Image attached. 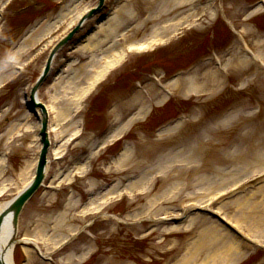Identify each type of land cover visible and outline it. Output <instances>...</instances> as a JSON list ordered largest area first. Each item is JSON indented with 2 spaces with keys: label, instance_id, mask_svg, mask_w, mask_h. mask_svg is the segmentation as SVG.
<instances>
[{
  "label": "rangeland",
  "instance_id": "374dc122",
  "mask_svg": "<svg viewBox=\"0 0 264 264\" xmlns=\"http://www.w3.org/2000/svg\"><path fill=\"white\" fill-rule=\"evenodd\" d=\"M97 1L85 0L83 5L95 4ZM109 1L106 0V3L109 4ZM164 1L168 3L165 4ZM171 2L172 0H119L116 3V6L119 4L121 7L118 18L115 19L112 29L107 30L106 33L100 32L99 38L102 42H99V46L87 52L71 51L70 48L65 47L56 57L53 66V76L60 71L58 76L49 79L40 91L41 100L52 107L51 99L55 93L53 85L58 80H61L58 83V93L61 95L62 92L60 93L59 90L62 91L61 88L66 85L69 77H73L84 66H87L85 70L88 72L91 62L102 57L104 51L109 52L108 49L114 44L119 45L116 48L128 52L126 58L106 75L102 87H98L95 93L85 99L83 109L76 118L85 124L84 135L65 143L72 132L57 138L58 131L51 129L52 146L49 152L51 167L45 179V185L49 188L44 187L45 189L37 193L21 216L17 233L19 238L25 234L37 236L42 230L47 236L54 235L58 231L55 226L57 222L65 223V230L61 227L60 231L65 233L71 227L75 226L76 229L84 226L94 218L93 225L84 230L78 241L68 250L66 248L56 254L57 258L64 252L61 255L63 264H77L67 261L68 254L80 253L85 249L90 251L91 248L93 252L91 258L80 264H160L161 262L162 264H195L196 262V264H264V221L262 220L264 217V68L262 65L232 67L227 73L217 71L220 74L216 79L217 84L205 85L206 87L201 89L204 90L201 92L212 91L209 97H192L187 91L191 86V80L186 79L181 83L182 89L176 90L172 98L161 104L162 106H155L156 102L153 100L154 109L149 113L148 118L136 123L125 138L130 146L135 147L136 156L122 167L118 166L115 160L123 147V141L102 150L97 149V146L94 150L91 149L97 136L103 135L102 133L106 131L107 121L112 122L114 119L113 121L116 122L117 118L125 116L136 105L140 106L144 93H147V96L151 95L152 98L162 97L159 84L165 80L163 77L165 74L200 62L204 63L203 66L200 65L205 67L201 68L204 71L202 76L215 71L216 65L210 61L206 62L207 56L230 45L236 36L241 40L237 45L244 47L245 39L252 49L264 53V14L258 10L254 15L245 16L248 7L258 0H218L215 7L223 8V15L228 20V24L224 23L221 17L219 20L213 18L210 11H203L206 0L201 2L195 0L192 6L191 4L173 6ZM78 5L74 0H12L4 16L0 17V73L5 75L4 78H9L17 74L15 67L23 65L20 76L0 92V137L3 136V139H0V155L4 151H11L8 165L0 169L2 175L0 184L8 180L6 191L0 194V201L11 200L24 187L26 181L30 180L34 164L28 167L27 163L32 164L38 158L40 142L35 136L37 134L35 129L31 132L25 131V125L17 128V125L28 124L30 120L23 103L22 91H29L43 70L52 46L59 39L54 41L52 46H46L45 43L53 36L71 30H65L66 24L70 22V15L66 17L63 25L55 28L52 37H45L43 42H38L43 36L42 31L38 32V30L42 24L53 22L57 17L68 14L70 10L67 11V8L72 12ZM107 9L108 5L88 20L77 38L96 25L102 16L107 14V18L110 19L116 13V8L110 12ZM132 9L135 12L131 16L129 11ZM74 10L75 15L77 10ZM189 12L191 15L182 19V24L190 25L195 21V17L200 15H203V20L195 21L192 29H185L184 37L181 38L178 34L168 39L171 47L166 51L153 53L152 49H149L139 54L138 51L128 50L131 42L140 39L144 33L163 27L166 19L171 23L172 19L177 21ZM158 15L165 19L155 25L152 17ZM141 21L144 23L142 24ZM137 24L141 26L138 33L135 32L129 40L123 41L125 37H121L123 30H128ZM232 24L238 25V33L234 34L230 29ZM252 39L254 41L259 39L260 42L253 45ZM22 46L25 51L20 59L17 61L11 59L13 57L11 54ZM159 46L161 45L156 44L154 48ZM231 47L233 46H230V50ZM240 49L241 47H238L233 51L236 61L240 59ZM69 54L77 57V62L70 70L65 67L71 64ZM10 60L11 63H8ZM96 63L101 66L105 61H96ZM89 72L92 73L93 70ZM195 73L200 74L197 70ZM81 76L85 78L84 73ZM238 79L244 83V86L234 85L233 90L231 84ZM115 82L116 86L113 90L110 87ZM128 83H134L139 91L135 99H130L131 94L127 96L130 100L125 99L124 94L128 92L122 86ZM70 91L73 92V89ZM194 92L196 90L191 89V93ZM107 96L111 97L113 102L114 100L117 102L118 108L107 113L105 123L101 107ZM174 114H184L185 122L178 130H172L161 136L152 130L155 124L161 122L162 125ZM31 121L35 122L36 118L32 117ZM52 124H55V111L52 112ZM13 125L16 126L15 129ZM18 131H21L22 137L18 136ZM8 142L12 145L11 148L6 146ZM64 143L63 157L56 159L54 149ZM25 144L29 148L27 151L23 147ZM190 146L195 147L199 157L197 161L192 158V164L187 165V155L190 153L187 147ZM172 155H177L173 161L179 158L185 160L180 164H172V168L165 173H156L162 172L158 162L166 159L171 161ZM88 156H91L88 169L84 167L78 170L72 177L73 180L61 178L62 183H60V178L56 176L57 172H61L60 176L67 174ZM83 170H87L86 174H78ZM144 172H149V177H152L144 184V192H140L138 188L133 194L129 192L123 199L117 194V201L109 203L106 200L101 209L95 212V206L101 203L100 201L116 183H120V188L128 187L131 181L140 178ZM205 174L211 177L207 178L204 185L201 179ZM243 174L237 184L232 183L235 178ZM91 182L95 185L91 186ZM173 186L177 189L171 193ZM222 186L225 187L223 188L225 193L218 191ZM158 194H161L158 198L165 194L163 200L147 214L136 219L132 218L136 211L139 214L147 211L150 206L149 200ZM71 198L75 202L67 211L65 210L68 208L67 202ZM92 198L94 204L85 212L84 207ZM192 206L210 207L219 212L218 214L235 228L231 231L230 228L220 226L217 220L213 221L238 242V250L244 256L241 260L213 262L206 255L202 256L205 252L213 253L212 249L216 247L208 246L209 248L200 253L197 261H188L186 253L195 249L199 239L213 235L214 230L204 234L202 231L205 226H214L211 223L212 218L195 213L175 224L180 228L170 231L167 228L174 226L172 222H160L157 219L178 218ZM100 211H109L111 216H100ZM65 212L66 218L58 221L57 217ZM166 212L171 213L165 214ZM194 215L196 218L192 226L185 227ZM47 220L49 222L45 223ZM205 241L210 242L208 239ZM40 242L44 243L40 244L44 253H47L46 249L52 251V241L47 243L41 238ZM190 246L191 249L188 250ZM22 248L23 245L20 244L15 248L16 264H22ZM29 255H31V259H28L29 264H49L38 254L29 253Z\"/></svg>",
  "mask_w": 264,
  "mask_h": 264
},
{
  "label": "bare ground",
  "instance_id": "6f19581e",
  "mask_svg": "<svg viewBox=\"0 0 264 264\" xmlns=\"http://www.w3.org/2000/svg\"><path fill=\"white\" fill-rule=\"evenodd\" d=\"M193 0H172L171 5L173 6H177V5H186V4H193L192 2ZM74 2L78 3V6H75L73 8V11L71 12V9L67 8L65 10L70 12L68 14H66L65 16L61 17H57V20L53 21V22H47L45 24L41 25V28L38 30V32L43 33V36L40 37V39L38 40L41 41L43 38L51 35L53 33V31L55 30V28H58L60 25H63V23L65 22V19L67 16L70 17V22L67 23V27L65 30H70L73 29L74 26L77 25V23L80 21V19L82 18V16L84 14H86V12L89 11V9H91L92 7H94L97 3L95 4H85L83 5V2H85V0H74ZM165 4H167L168 2L164 1ZM81 5V6H80ZM120 5L118 4L116 6V10H115V14L108 19L106 22L100 24V27L98 29L97 32H95L91 37H89L82 45H80L78 47L79 50L81 51H91V50H95L98 46H99V42H102V39L99 38V34L100 32H105L109 29H112L114 27V23L116 22L115 19L118 18V14L120 11ZM74 9L77 10V14H73V12L75 11ZM199 9L197 8L196 11H198ZM135 12L134 9L129 11V15H134L133 13ZM257 10L251 11L248 13V15H253L254 13H256ZM191 13L189 12L187 15H185L184 17H181L180 19H178L177 21H175L174 19H172L173 21H171V23H169V20H165L166 24L162 27H157L156 30L150 32V33H144V35L138 39L135 42H131L128 46V50H138V51H143L146 49H149L151 47L154 46L155 43L158 42H162L164 41V39L169 36V35H173L174 33L177 32L178 28H183L185 26V24L187 26H190L187 23H181L182 19L184 18H188V16H190ZM197 17V16H196ZM153 18V22L155 23V25H157L158 23H162L164 21V17L162 16H154ZM142 24L144 23V21H141ZM192 25V23H191ZM65 27V26H64ZM141 26H139L138 24L132 28H129L128 30L124 29L123 33L121 34V37H124L123 41L129 40V37H131V35L133 36L134 33H138V30L140 29ZM116 29V27H115ZM126 30V31H125ZM68 32L64 33L62 32L61 35H57V36H53V38L51 40H48V42L45 43L46 46H50L51 44H54V41H56L57 39H61L64 35H66ZM127 33H129V35H126ZM61 36V38H60ZM107 37V36H106ZM105 38V37H104ZM58 40V41H59ZM51 45V46H52ZM118 44H114L111 48L108 49L109 52H103L102 57H100L99 59H94L91 64L89 65L90 70L92 69L93 72H87L85 69L87 66H84L82 68H80V70L78 72L75 73V75L73 77H69L68 81H66V85H64L61 89L62 91L59 90V92L62 94L59 95L58 93V83H60V81L58 80L57 83H54L53 88H54V95L51 99V103L53 106V109L55 110V124H50L49 125V131L51 129L58 131L57 134V138H61V136H64L66 134H69V132H72V134L70 135L69 138H67L65 141V143L70 142L73 138L77 137L78 135H80L81 133V122L77 120V115L79 112H81L82 109V102L83 100L89 96V94H91V92L95 89L96 84L103 80L106 76V74L108 73V71L115 65L119 64V62L121 60H124V58H126V55L128 54V52H126L124 49L122 48H116L118 47ZM25 51L24 47L22 46L21 48L19 47L16 54L14 55V57L12 59H15L16 61L20 59L21 54ZM236 58L233 56V53L230 55L229 59H227V61L225 62L224 66L225 67H229L232 68L234 66H239V65H250L249 60L244 56L241 55L239 60H235ZM97 62L100 61H105V63H103L101 66L97 65ZM75 63V62H74ZM73 63V65H74ZM72 64L68 65L67 68L71 69L73 67ZM84 73V77H82L81 75ZM219 74L216 71H210L208 72L206 75L204 76H195L192 73L188 75V77H178L176 79H174L172 81V85L174 88H176V90H181L182 89V82L183 80L189 79L191 80V86H189L187 88V91H191V89L196 90L197 93H201L202 88L206 87L205 85H209V86H215L217 84V76ZM6 78L0 76V84L2 82H4ZM201 80L203 79L202 82L198 83L196 80ZM80 80V81H79ZM195 80V82H194ZM192 87V88H191ZM73 89V92H71L70 90ZM73 93V94H72ZM139 93V91L137 93H135L130 99H135V97L137 96V94ZM72 94V95H71ZM212 94V93H211ZM71 95V96H69ZM129 99V100H130ZM144 99V101H142ZM168 99L167 94H163L162 97L158 98V97H151L147 96V93H144L142 100H141V105L140 106H135L134 109L135 111L132 113H129V115L126 116H121L120 118H117L118 120V124L117 126H115V128H112V130H110L109 134H107L104 138L102 139H96V143L94 142L91 146V149L94 150L96 145H98L97 149H99L100 147H104L105 145H107L109 142L113 141L114 139L118 138L119 136H122L126 131H128L129 129L133 128V126L140 122L141 120L145 119L146 116L148 115V113L150 112V109L154 106L153 100L156 102L157 105H161L163 102H165ZM118 108V105L116 106V110ZM37 114L40 115V109H37L36 111ZM29 116V115H28ZM185 121H180L178 123H175L174 125L168 126L167 128H164L162 130H160L158 132L159 136H161L162 134H166L168 132H171L172 130H178L179 126ZM225 123V122H223ZM25 125V131H32L33 129L35 130H39L40 128V124L39 122L36 120L33 123H21V125H17V128H20L19 126H23ZM12 127H14V129L16 128L15 125H13ZM11 127V128H12ZM18 136L22 137L23 135H21V131L17 132ZM0 139H3V136L0 137ZM40 139V137L37 138V140ZM65 143L63 145H60L59 147H55L54 152H55V157L56 159L62 158L63 154H64V150H65ZM95 144V145H94ZM6 146L11 147L12 145L10 144V142L6 143ZM24 149L27 151L28 145H23ZM39 147V146H38ZM40 148V147H39ZM190 153H188V158H187V165L192 164V158L194 160L197 161L198 159V155L195 152V147L194 146H190L187 147ZM15 150V147H14ZM191 150V151H190ZM194 152V153H193ZM136 156V150L135 147L130 146L129 144H126L123 151L119 154V156L117 157V159L115 160V162L118 164V166L122 167L124 166V163L129 162L131 160L134 159V157ZM174 157H177V155H172L171 156V161L169 159H166L165 161L161 160L162 162H158V166L159 169L162 172H156V173H165L167 171H169L172 168V164L174 163H182L185 158H179L174 160ZM162 159V158H161ZM89 162H90V156L86 157L84 159V161H82L81 163L77 164L76 168L69 171L67 174H63L62 176H60L61 172H57L56 176L60 178V183H62V179H67V180H73L72 177H74V173H76L78 170H82L84 167H86L88 169L89 166ZM6 163L4 158H0V169H2L3 165ZM36 160L34 161V163L30 164L29 162L27 163L28 167L31 165V167L35 166ZM167 163V164H166ZM51 167V162H49V165L47 167V173L49 172V168ZM35 168V167H34ZM32 167V174L30 177V180L32 179L33 176V169ZM84 171V170H83ZM220 171V170H219ZM2 173V172H1ZM86 174V172L84 173ZM149 172H144L140 175V178L135 179L134 181H131L127 187V189L130 191L131 194H133L135 192L136 189L140 188V192H144L145 187L144 184L147 183L149 181V179H152V177H149ZM2 175L0 174V177ZM55 176V178H56ZM154 176V175H152ZM243 175L238 176L237 178H235V180L232 183L237 184L238 181L240 180L241 177H243ZM211 176L205 174L203 176V178L201 179L202 184H206V180H208ZM62 178V179H61ZM208 178V179H207ZM30 180H27V182H30ZM6 181L8 180H4L3 183H1L0 186V194H2L3 192L6 191ZM91 186H94L95 183L91 182L90 183ZM209 187V186H208ZM227 187V186H226ZM144 188V189H143ZM225 188L224 186H222L221 188H218V191L221 190L223 191ZM124 188H120V183H116L107 193L106 197L104 199H102L98 205L95 206L96 211H98L99 209H101L102 205L105 203L106 200H108V198L111 195H115V194H119L121 195L122 190ZM174 189H177L176 186H173L172 189L170 190V192L172 193ZM209 190V188H208ZM161 194L156 195L155 197H153V199L149 200V208H147V211L145 210V212L139 214L138 211H136L137 213H135V215L132 217L133 219H136L139 216H142L144 214H147L149 212V210L159 202L161 200H163L162 198L165 197V194L162 195L160 198H158ZM172 200V199H170ZM75 202V200H73V198H71V200L68 203V208ZM8 204V202H3L0 201V212L6 207V205ZM94 204L93 198L89 201V203L86 205V207H84L85 212L89 211V207L92 206ZM145 207V206H144ZM143 207V210L146 208ZM162 210H166L165 208H162ZM171 212H166L165 214H170ZM66 218V212L64 214H60L57 219L58 221H60L61 219ZM196 217L192 218L187 225H185V227L190 228L192 226V223L194 222ZM261 220V219H260ZM262 220L264 221V217H262ZM46 223V222H45ZM63 223V222H62ZM60 223L57 222L55 223V226H57L58 231L55 232L54 236H47V234L45 233L44 230L39 231L38 236L40 238H43L44 240L47 241H53V244H59L62 242V240L64 238H66V236L68 235L69 232L75 231L73 230L75 228V226L71 227L70 230L68 229L67 232L60 234L61 231V227L64 228L65 230V223ZM211 223L214 224L213 221H211ZM11 217L9 216L6 221L5 224L3 226V231H2V245L3 247L6 246L9 243V239L11 238V234H12V227H11ZM180 227L178 226H172L167 228L168 231L173 230V229H178ZM166 229V230H167ZM77 230V229H76ZM214 230L213 235H208L206 236L205 239L210 240L209 241H205V239L201 240L199 239V241L197 242V244L195 245V249H193L190 252H187V256H188V261H197L199 256L201 255L200 253H202L203 250H205L208 246H216L213 250V253H208L205 252L203 255H206L207 258H210L213 260V262H216L217 260L219 261H227L229 260L231 261H238L241 260L244 256L243 253L238 250V242L228 233H225L224 231H222V228L218 227V225L214 224V226L210 225V226H205L202 231L203 234L206 233L207 231H212ZM220 233V235H219ZM24 236H29L27 234H25ZM208 247V248H209ZM13 248L14 246H11L7 252L6 255V261L8 264H14V253H13ZM191 249V246L189 247L188 250ZM187 256L185 258H187ZM232 258V259H231ZM197 263V262H196ZM195 263V264H196ZM29 264V261L26 263Z\"/></svg>",
  "mask_w": 264,
  "mask_h": 264
},
{
  "label": "water",
  "instance_id": "95a60500",
  "mask_svg": "<svg viewBox=\"0 0 264 264\" xmlns=\"http://www.w3.org/2000/svg\"><path fill=\"white\" fill-rule=\"evenodd\" d=\"M101 2H103V0H101ZM95 12L92 11L90 12L84 19H86L87 17H89L90 15H92ZM84 22V20L81 21L80 25L74 30L72 31L68 36H66L55 48V50L52 52L51 56L48 59L47 62V66L44 69L43 73L41 74V76L39 77L37 84L34 87L33 90V103L35 106H40L43 108V106L41 104L36 103L35 101V94L36 91L39 87V85L42 83V81L46 78V76L48 75V72L50 70L51 67V63L53 60V57L55 55V53L59 50V48L61 46H63L65 43H67L71 37L73 36V34L77 31V29H79V27L81 26V24ZM43 112H44V120H43V129H42V142H43V148L40 154V160H39V164L37 167V175L34 179V181L31 183V185H29L20 195H18L15 200L12 202V204L6 208V210L0 215V237H1V231H2V226L4 223L5 218L8 215H12L13 216V223H14V227L16 228L17 223H18V216L22 210V208L24 207L25 203L29 200V198L33 195V193L38 189V187L40 186L43 178H44V171H45V167L47 164V153H48V149L50 146V142H49V138H48V134L46 132L47 129V114L45 109L43 108ZM4 253L5 250H1V244H0V264H6V262L4 261Z\"/></svg>",
  "mask_w": 264,
  "mask_h": 264
}]
</instances>
